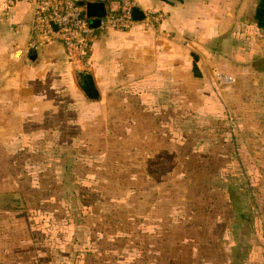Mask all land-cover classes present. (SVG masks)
<instances>
[{"label":"rangeland","instance_id":"374dc122","mask_svg":"<svg viewBox=\"0 0 264 264\" xmlns=\"http://www.w3.org/2000/svg\"><path fill=\"white\" fill-rule=\"evenodd\" d=\"M258 72L215 71L208 98L197 81L158 113L113 96L84 143L33 146L0 176V196L24 202L0 207V264H263Z\"/></svg>","mask_w":264,"mask_h":264},{"label":"crops","instance_id":"0c3cea01","mask_svg":"<svg viewBox=\"0 0 264 264\" xmlns=\"http://www.w3.org/2000/svg\"><path fill=\"white\" fill-rule=\"evenodd\" d=\"M137 8L163 19L147 27L144 18L128 31L94 28L90 61L81 67L67 61L60 43L35 34L31 0L11 8L0 0V176H14L35 145L84 143L81 133L98 125L113 96L125 106L135 97L150 114L197 81L192 90L208 98L215 71L230 82L257 70L264 82V0H139ZM80 71L92 74L98 100L78 87ZM238 89L225 94L239 97Z\"/></svg>","mask_w":264,"mask_h":264},{"label":"built area","instance_id":"2783aa9c","mask_svg":"<svg viewBox=\"0 0 264 264\" xmlns=\"http://www.w3.org/2000/svg\"><path fill=\"white\" fill-rule=\"evenodd\" d=\"M20 0H5L6 8H11ZM35 5L34 32L46 43H60L67 61L85 67L89 64L94 28L86 15L88 3L113 5L107 15L100 19V28L116 31H128L137 22L133 19L139 0H31ZM145 25L153 27L162 19V14L149 13L145 16Z\"/></svg>","mask_w":264,"mask_h":264},{"label":"water","instance_id":"95a60500","mask_svg":"<svg viewBox=\"0 0 264 264\" xmlns=\"http://www.w3.org/2000/svg\"><path fill=\"white\" fill-rule=\"evenodd\" d=\"M98 11L96 14L95 11ZM86 14L90 20V26L92 28H97L100 26V19L107 15L106 4L104 3H88L86 5ZM97 17V18H94ZM145 18L144 13L136 8L133 13V19L136 22H142ZM194 60H198V56L192 54ZM34 60V56H31ZM77 85L80 90L85 94V96L90 100H98L100 98L99 91L97 89L96 83L92 74L89 71H80L77 75ZM23 200L19 195H8L0 196V207L4 208H22Z\"/></svg>","mask_w":264,"mask_h":264}]
</instances>
